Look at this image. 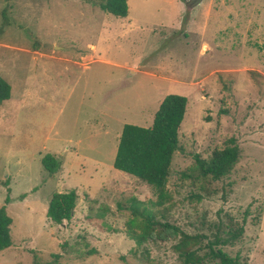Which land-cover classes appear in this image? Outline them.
Returning <instances> with one entry per match:
<instances>
[{
	"label": "rangeland",
	"instance_id": "obj_1",
	"mask_svg": "<svg viewBox=\"0 0 264 264\" xmlns=\"http://www.w3.org/2000/svg\"><path fill=\"white\" fill-rule=\"evenodd\" d=\"M99 1L0 0V77L11 87L0 102V207L12 220L0 264H182L177 238L128 237L131 199L207 238L226 213L244 233L223 252L264 264V0H127L125 18ZM171 94L187 107L169 200L154 207L153 188L113 160L122 128L150 127ZM231 140L230 173L197 175L195 157ZM46 155L60 162L53 174ZM70 190L73 215L56 224L49 201Z\"/></svg>",
	"mask_w": 264,
	"mask_h": 264
},
{
	"label": "trees",
	"instance_id": "obj_2",
	"mask_svg": "<svg viewBox=\"0 0 264 264\" xmlns=\"http://www.w3.org/2000/svg\"><path fill=\"white\" fill-rule=\"evenodd\" d=\"M99 8L115 17L125 18L128 15L127 0H100ZM2 29L0 30V32ZM10 85L0 77V102L10 98ZM187 98L180 95H167L161 101L154 114L152 125L143 128L135 125H125L118 139L113 168L131 175L150 187L156 193L154 207L163 206L169 195L166 183L170 174L174 153L179 149V129L184 119ZM221 150H214L206 159L195 157L194 169L202 178L219 181L226 177L239 158V149L234 141ZM42 165L49 173H55L60 162L51 155L42 158ZM77 201L75 190L64 193H54L49 201L46 215L56 224L71 219ZM9 202V197L5 203ZM128 207L132 215V225H129L128 237L136 244L144 241H165L177 238L173 250L182 264H205L217 261L219 264H241L239 258H232L223 252L222 247L235 244L244 233L243 223H239L230 215L224 213L210 238L205 235L187 234L178 227L167 222L156 220L155 212L146 203L130 200ZM244 222V220L242 221ZM12 220L6 212L5 205L0 207V252L12 245L10 226ZM207 239L204 246L202 239ZM52 264H56V256Z\"/></svg>",
	"mask_w": 264,
	"mask_h": 264
},
{
	"label": "water",
	"instance_id": "obj_3",
	"mask_svg": "<svg viewBox=\"0 0 264 264\" xmlns=\"http://www.w3.org/2000/svg\"><path fill=\"white\" fill-rule=\"evenodd\" d=\"M202 0H191V5H189V8H194L197 6Z\"/></svg>",
	"mask_w": 264,
	"mask_h": 264
},
{
	"label": "crops",
	"instance_id": "obj_4",
	"mask_svg": "<svg viewBox=\"0 0 264 264\" xmlns=\"http://www.w3.org/2000/svg\"><path fill=\"white\" fill-rule=\"evenodd\" d=\"M35 53H36V51H35Z\"/></svg>",
	"mask_w": 264,
	"mask_h": 264
}]
</instances>
